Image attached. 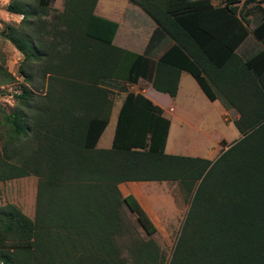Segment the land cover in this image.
Segmentation results:
<instances>
[{
    "label": "trees",
    "instance_id": "16d2710c",
    "mask_svg": "<svg viewBox=\"0 0 264 264\" xmlns=\"http://www.w3.org/2000/svg\"><path fill=\"white\" fill-rule=\"evenodd\" d=\"M97 0H11L19 23L0 31L38 66L33 88L19 83L0 107V182L37 179L34 216L0 206V264H264V0H129L150 14L171 44L156 61L113 45L114 21L94 14ZM261 18L249 29L244 8ZM252 35L263 48L237 52ZM0 86L15 83L1 65ZM189 73L210 101L238 113L239 138L215 159L165 150L170 120L140 92L128 91L112 143L98 148L113 92L107 80L140 79L173 98ZM27 83L32 77L20 66ZM7 89L0 90L7 96ZM174 181L189 207L170 256L136 197L119 184ZM135 217L127 225L123 207ZM137 229L142 230L139 233Z\"/></svg>",
    "mask_w": 264,
    "mask_h": 264
},
{
    "label": "rangeland",
    "instance_id": "374dc122",
    "mask_svg": "<svg viewBox=\"0 0 264 264\" xmlns=\"http://www.w3.org/2000/svg\"><path fill=\"white\" fill-rule=\"evenodd\" d=\"M10 1L11 0H0V31L7 25H10L11 27L16 26L21 20L18 15H11L7 11L6 7L9 5ZM237 1L238 2L236 5L238 7H241L245 0ZM24 2L28 4L30 8H34L32 0H24ZM62 4V0H52L51 7H53L56 11H60L62 9ZM261 47L262 45L260 43H256L253 41H248V43L245 44V50L249 51V53H253ZM0 48L4 55V61L1 63V65L6 67L8 71L15 75V83L9 85L7 89L12 91L16 84L19 83L27 84L29 87H32V89H34L33 84L38 78V66L36 65L35 67L31 68L29 67V65L23 64L22 54L9 41L4 40L1 35ZM246 53L248 52H245L243 54L249 55ZM20 66L26 73L31 75L33 80L32 83H27L24 78L18 73ZM8 99V96L0 95V107L8 109L12 105V101H8ZM118 99L119 98H116L117 101ZM194 100L195 103L193 104V108L191 109L192 114H190L191 119L189 120L190 125L194 126V128H209L210 130L215 129L219 132H224L227 140L228 138H239L240 135L234 123L229 120L230 117L234 118L233 114H230V116H226V118L228 119V121L226 122L224 120L225 117L221 113L218 102L213 103V106L215 108L211 109V107H207V105H211L209 101L204 104L202 103V101H200L199 98H196ZM118 104L119 103L117 102L115 106L117 107ZM164 106L166 107L167 103H164ZM204 115L210 117V120L206 121L203 118ZM177 122L179 123L178 120ZM115 125L116 113L114 111V113H112V117L109 121L107 129L100 139L98 145L99 147H110ZM179 130L180 131L178 133L176 120L172 119V127L170 131L168 146L166 147L167 153L173 152L175 154L184 155L186 154L185 150H187L184 147L188 148L194 144L193 147L201 151H198V153L191 152L189 156H208V159L213 160L224 150V148L227 149V147L225 146L219 150H215V152L210 153V155H207L208 151H204V148L209 149V147H213L214 145V143L210 139L202 138L203 141L198 140V143L197 141L196 143H194L196 135L195 131L189 130V127L188 129L182 127V129ZM191 137H193L194 139H192ZM202 142L206 146H203L204 144ZM35 181V178L32 179V177H26L0 183V206L5 203H13L20 208H23L26 214L32 216V211L35 206V202L33 201ZM119 189L123 196L131 193L136 197V199L149 215L150 219L157 229L156 235L154 236L155 240L164 250L166 256L169 257L175 245L186 212L188 210L190 194H184L185 191L182 190L181 185L174 181H152L143 184L138 182H127L121 183L119 185ZM123 217L127 225H135L134 214L131 213L125 206L123 207ZM137 230L139 233H142V236H145L142 230Z\"/></svg>",
    "mask_w": 264,
    "mask_h": 264
},
{
    "label": "crops",
    "instance_id": "0c3cea01",
    "mask_svg": "<svg viewBox=\"0 0 264 264\" xmlns=\"http://www.w3.org/2000/svg\"><path fill=\"white\" fill-rule=\"evenodd\" d=\"M223 1L224 0H211V3L213 5H219V4H223ZM254 6L255 3H250L244 8L243 11L244 16L249 19V27H248L249 29H252L253 27L256 26V24H258L262 15L261 10H257V8H255ZM261 7L264 11V4H261ZM239 8L242 9L243 7L241 6ZM94 14L106 18L108 20L114 21L118 25L112 42L113 45L118 46L120 48L129 50L137 54L147 55L150 59L156 61L158 57L163 53V51L167 49L171 44V40L160 30L154 18L150 14L145 12L141 7L130 2L129 0H97L94 7ZM248 41L260 43L262 47L259 48L258 50L263 48V44L260 41H257L250 34L237 49V52L243 57H248L254 53V52L249 53V51L245 50V44L248 43ZM245 52H248L246 54L249 55H244L243 53ZM103 86L108 87L113 92V107L110 113V119L114 111L116 113V119H117V114L121 106L122 100L128 91H132L135 93L140 92L146 97H148L150 100H152L154 104L160 106L163 109V115L170 120V127H169L166 147L168 146L170 131L172 127V119L176 120L178 133L180 131L179 129H182V127L187 129L189 127V130H193L196 132L195 139L191 137L192 139L195 140L194 143H196V141L198 143V140L203 141L202 138L210 139L214 143L213 147H209V149L204 148V151H208L207 155H210V153H213L215 152V150H219L223 147L220 144L221 140H224L227 144H231L233 141L236 140L234 138L232 139L228 138L227 140L224 132H219L218 130L215 129L210 130L209 128L206 129L199 127L194 128V126L189 124V120L191 119L190 114H192L191 109L193 108V104L195 103L194 99L196 98H199L200 101H202V103L204 104L207 103V101H209L211 105H207V107H211V109L215 108L213 106V103L218 102L221 113L225 117L224 120L226 122L228 121L226 116H230V114H233L234 118L230 117L229 120H231L234 123V120L237 119L238 117V113L234 109L226 108L224 104L220 102V100L218 99L215 101H210L206 97V95L204 94V92L196 82V80L187 72L182 71L180 73V77L178 81V90L173 98H170L167 94L156 91L152 87L150 81L143 79H140L136 84H123L117 81L107 80L103 83ZM116 98H119L118 101L116 100ZM117 102L119 104L116 107L115 104ZM164 103H167L166 107L164 106ZM203 118L206 121L210 120V117L206 115H204ZM177 120L179 121V123L177 122ZM107 127L108 125L106 126L105 130L107 129ZM102 135L100 136L97 142L98 148H101L98 145ZM193 146L194 144L188 148L184 147L185 149H187L185 150L186 154L184 155L189 156L191 152L198 153V151H201L195 149V147ZM203 146L206 145L204 144ZM170 154H175V153L171 152ZM198 157H205V156L198 155ZM205 158H208V156H206ZM27 177H32V179L35 178L36 180L35 190L33 194L34 195L33 201L35 202L37 179L34 176H27ZM138 183L143 184L149 182H138ZM20 209L26 214L23 208ZM34 213H35V206L32 211V216H29L28 214L26 215L32 218L34 216Z\"/></svg>",
    "mask_w": 264,
    "mask_h": 264
},
{
    "label": "built area",
    "instance_id": "2783aa9c",
    "mask_svg": "<svg viewBox=\"0 0 264 264\" xmlns=\"http://www.w3.org/2000/svg\"><path fill=\"white\" fill-rule=\"evenodd\" d=\"M18 16H19V15H18ZM19 18L21 19L22 16H19ZM7 88H8V86H4V85L0 86V90H4V89H7ZM7 91L10 92V94L7 95V96L9 97L8 101H12V92H13L14 90L10 91L9 89H7Z\"/></svg>",
    "mask_w": 264,
    "mask_h": 264
}]
</instances>
